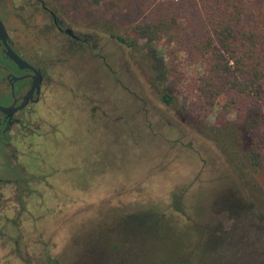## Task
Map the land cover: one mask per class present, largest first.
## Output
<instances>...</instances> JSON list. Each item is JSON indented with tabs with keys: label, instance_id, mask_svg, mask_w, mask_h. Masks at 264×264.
I'll use <instances>...</instances> for the list:
<instances>
[{
	"label": "rangeland",
	"instance_id": "rangeland-1",
	"mask_svg": "<svg viewBox=\"0 0 264 264\" xmlns=\"http://www.w3.org/2000/svg\"><path fill=\"white\" fill-rule=\"evenodd\" d=\"M57 4L81 42L64 39L51 21L41 28L48 18L40 11L18 31L24 47L61 60L56 96L67 107V136L53 155L78 167L69 174L74 164L47 165L36 178V204H14L4 231L16 234L10 217L25 239H36L35 264H53L48 255L63 261L72 248L81 264H264V151L254 166L239 153L243 140L229 145L232 157L211 133L239 120L201 83L205 64L162 39L154 44L165 67L157 83L158 58L133 32L145 16L140 0L136 8L124 0ZM164 94L175 102L165 104Z\"/></svg>",
	"mask_w": 264,
	"mask_h": 264
},
{
	"label": "trees",
	"instance_id": "trees-1",
	"mask_svg": "<svg viewBox=\"0 0 264 264\" xmlns=\"http://www.w3.org/2000/svg\"><path fill=\"white\" fill-rule=\"evenodd\" d=\"M137 1L124 0L130 8H136ZM140 5L145 16L135 22L133 32L145 42L147 55L158 58L154 44L164 39L193 60L205 64L201 83L210 93L224 96L226 101L222 109L235 111L239 120L222 129L212 128L211 133L222 138L230 156L237 152L229 145L235 144V138L243 140L239 153L249 154L254 166L258 161L261 164L264 151V0H140ZM116 38L131 47L138 42L128 43L126 38ZM152 69L156 82H162L163 60L158 58ZM162 101L167 105L175 102L168 94L162 96ZM62 253L63 261L55 260L58 264L81 262L76 249Z\"/></svg>",
	"mask_w": 264,
	"mask_h": 264
},
{
	"label": "flooded vegetation",
	"instance_id": "flooded-vegetation-1",
	"mask_svg": "<svg viewBox=\"0 0 264 264\" xmlns=\"http://www.w3.org/2000/svg\"><path fill=\"white\" fill-rule=\"evenodd\" d=\"M57 3L58 0H0V264H15V261L35 264L36 239H25L20 223L10 217L6 219L16 234H8L4 231L3 220L14 204L22 210L25 197L36 204V178H45L43 173L47 165L54 169L56 163L61 162L53 152L55 145L64 144L67 136V107L58 101L59 95L56 96L61 84V73L58 74L56 68L62 65L61 60L47 59L24 47L18 31L19 25L29 27L34 23L35 13L40 11L48 18L38 22L41 28L51 21L64 39L73 44L81 42V37L56 15ZM12 53L19 60L13 58ZM42 139L49 140L48 146L38 144ZM42 157L47 161L45 166H42ZM61 163L75 165L69 174L78 167L75 162ZM63 167L67 169L66 165ZM37 170H42L43 175H37ZM67 171L64 170V174ZM77 180L78 177L74 181L76 185ZM9 204L12 209L7 208ZM41 238L37 240L43 246ZM46 259L45 262L58 264L50 255Z\"/></svg>",
	"mask_w": 264,
	"mask_h": 264
},
{
	"label": "water",
	"instance_id": "water-1",
	"mask_svg": "<svg viewBox=\"0 0 264 264\" xmlns=\"http://www.w3.org/2000/svg\"><path fill=\"white\" fill-rule=\"evenodd\" d=\"M11 56L14 58L15 57V59H18L13 53L11 54ZM19 60V59H18Z\"/></svg>",
	"mask_w": 264,
	"mask_h": 264
}]
</instances>
